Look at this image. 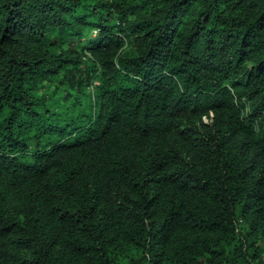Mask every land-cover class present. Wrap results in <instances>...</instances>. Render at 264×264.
<instances>
[{"label": "trees", "instance_id": "16d2710c", "mask_svg": "<svg viewBox=\"0 0 264 264\" xmlns=\"http://www.w3.org/2000/svg\"><path fill=\"white\" fill-rule=\"evenodd\" d=\"M0 264H264V0H0Z\"/></svg>", "mask_w": 264, "mask_h": 264}, {"label": "rangeland", "instance_id": "374dc122", "mask_svg": "<svg viewBox=\"0 0 264 264\" xmlns=\"http://www.w3.org/2000/svg\"><path fill=\"white\" fill-rule=\"evenodd\" d=\"M111 1H116V0H111ZM81 76L77 73V80H80ZM72 81L70 80L69 76L64 75L61 76L57 81H55L52 84H49L47 88L43 91L44 93H47L46 97H53L55 99H63L64 96L67 95V93H74V94H79L81 93L80 89H74L71 88ZM86 92L90 93L92 92V87H88Z\"/></svg>", "mask_w": 264, "mask_h": 264}]
</instances>
